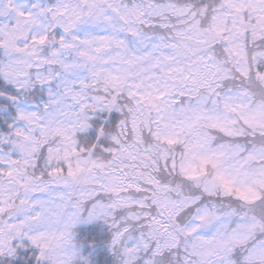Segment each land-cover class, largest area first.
Wrapping results in <instances>:
<instances>
[{
  "label": "snow or ice",
  "instance_id": "1",
  "mask_svg": "<svg viewBox=\"0 0 264 264\" xmlns=\"http://www.w3.org/2000/svg\"><path fill=\"white\" fill-rule=\"evenodd\" d=\"M0 264H264V0H0Z\"/></svg>",
  "mask_w": 264,
  "mask_h": 264
}]
</instances>
